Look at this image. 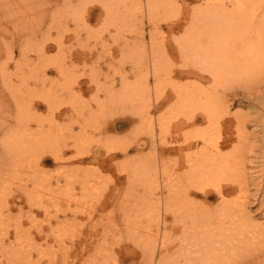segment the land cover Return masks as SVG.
Wrapping results in <instances>:
<instances>
[{
  "label": "bare ground",
  "instance_id": "6f19581e",
  "mask_svg": "<svg viewBox=\"0 0 264 264\" xmlns=\"http://www.w3.org/2000/svg\"><path fill=\"white\" fill-rule=\"evenodd\" d=\"M0 6L22 17L26 16L23 8L32 9L30 35L34 41L40 36L43 53H48L43 25L58 30L66 28L70 18L78 24L84 17L102 20L125 12L133 20L137 19L134 10H142L141 6L148 18L160 8L171 14L143 37L139 61L131 65L140 68V75L133 83L125 74L120 76L118 89L138 99L133 115L111 120L106 115L96 117L93 136L85 134L86 117L74 106L48 105L45 113H38L36 105L29 110L44 114L46 124L45 120L35 127L0 129L1 158L9 156L17 165L20 159L12 151L20 155L32 151L41 167L0 171V198L5 202L3 207L0 202V248L11 249L17 243L10 237L22 241L25 231L22 253L27 264H85L84 258H92L93 264H236L264 253V220L251 216L246 190V161L253 152L248 123L261 122L264 131V0H0ZM3 7L0 16L6 17ZM54 10L60 12L57 18L50 14ZM59 34L78 39L74 30L58 33L57 39ZM26 50L20 52L18 65L28 61ZM62 53L70 59L76 54L72 45ZM239 95L254 102L257 115L231 109V100ZM53 108L58 109L49 120L46 114ZM59 118L66 119L67 125H59ZM124 132L122 137H112L113 147L108 145L111 134ZM69 150L75 153L72 158L67 156ZM133 152L139 156L126 158ZM260 157L264 168V151ZM49 162L68 168H54L50 174V168H43ZM109 162L114 168H109ZM260 183L264 185V179ZM116 194L130 211L118 238L106 234L110 218L105 217L112 211L106 206ZM20 196L25 206L13 211L12 204L23 199ZM49 201L63 202L62 209L55 207L62 215H54L56 221L69 224L68 214L76 215L77 210L87 215L78 237L71 239L66 230L57 244L61 256L50 258L35 249L38 234L30 228V216L42 215ZM146 206L150 213L142 216ZM11 214L17 216L13 223L7 221ZM45 228H37L40 236ZM107 237L112 240L109 245H105ZM139 246L145 249L137 255ZM4 259L0 257V264Z\"/></svg>",
  "mask_w": 264,
  "mask_h": 264
},
{
  "label": "rangeland",
  "instance_id": "374dc122",
  "mask_svg": "<svg viewBox=\"0 0 264 264\" xmlns=\"http://www.w3.org/2000/svg\"><path fill=\"white\" fill-rule=\"evenodd\" d=\"M19 7H23V5ZM141 7L142 10H134V12H137V19L133 20H130L129 17L131 13L125 12L119 15L117 13L110 14L102 20L93 17L86 19L84 17L83 19L81 18V21L77 22L78 24H74L72 18H70L67 23H64L66 28L58 27V30L54 27L50 28L49 25H43V32L46 33L45 40L47 41L46 50H48V53H43V46L38 44L40 42V36L38 37V41H34L31 38L32 9L30 7L23 8L26 16L22 17L16 12L8 14L6 6L3 7L1 10L7 13V16H0V69L3 70V75L0 73V129L3 126L11 130L23 127H35L38 123L45 121L44 114H32L29 110V108L36 105L40 106L38 113L40 111H44L45 113L48 105L55 107L74 106L81 110L86 117L87 131L85 134H92L93 136L96 131L93 129L92 124L96 117L101 116V119H103L106 115L111 120L112 117L117 119L116 117L133 115V111L138 108L139 102L138 99H134L133 96L125 93L124 89H118L121 88L120 76L125 74L128 82L133 83L134 78L140 75V68L137 65L133 67L131 65L139 61L143 37L148 36L149 28L151 26L153 27L156 22L164 21L171 16L165 8H160V10H156L157 13H155L153 18H148L146 15L147 11L144 10L145 8L143 6ZM177 9L179 8H175V10ZM59 13L57 10H54L50 14H55V18H57ZM65 14V11H62L61 19H63ZM4 24H6L7 30L4 29ZM72 30L78 34V39L62 37L60 34L59 38H56L58 33H64L66 35ZM3 38L6 40L4 43H1ZM70 45H72L76 52L73 59L69 57L64 58L62 53ZM24 48L27 49L25 56L28 58V61L25 64L18 65L17 63L21 62L20 52ZM80 54H87L89 57L82 58L79 57ZM43 64L46 65L47 70L42 67ZM57 72L62 73L63 77L60 78ZM79 82L81 83V88H79ZM68 88H72L74 91L73 94L69 93ZM236 97L231 100L233 102L231 105L233 111L245 113L250 117L257 115V106L253 101H249L248 98L243 99L240 95L238 96L239 98ZM20 108H24L25 113H17L16 109ZM57 109L53 108L49 114H46L49 120L54 118ZM2 110L3 112H1ZM4 112H7V114ZM16 116L22 117L23 120L16 121ZM35 116L38 118H35ZM46 123L47 120L45 121ZM58 123L63 127L65 124L67 125V120L59 118ZM41 124L44 125L43 123ZM259 124L261 122H255V126L250 122L248 123L249 136L251 138L249 140L254 144L251 143V146H253L251 151L253 152L248 154L246 161L247 176L249 175L248 189L250 190L246 189L250 197L249 211L256 221L264 220V208H261V202L264 199V185L260 183L264 179V168H261L260 165L263 159V157H260L261 152L264 151V131ZM128 127L131 128L132 124L128 125ZM75 132H81L79 127H76ZM125 133L111 134L112 136L108 145L113 147L114 141L112 137L119 138ZM3 139V134L0 132V145ZM91 143L94 145V141ZM118 144L117 142L116 145ZM10 154L20 160L17 165H14L9 161V156L0 157L1 172L2 168H41L36 164V157L38 155L32 151L28 155H20L16 151H12ZM72 154L75 155L73 151H67L69 158H72ZM138 156L135 152L133 155H127L126 158L131 159ZM5 160L10 163L8 166L3 162ZM95 163L97 166L101 165L100 160ZM95 163H91L90 166ZM109 163V168H114L112 163ZM132 164L125 168H131ZM104 167L101 166V168ZM43 168H50V174H54V168L68 167H55L49 162L44 163ZM16 176H20V174H15L13 177ZM2 177H4L3 173ZM13 177L7 178L12 180ZM79 191V188L76 189V193ZM20 197L23 198V196ZM49 200L55 201L54 199ZM0 202L3 207L5 204L4 199L0 198ZM18 203L20 205L16 203L12 204L15 208L13 211L25 206L24 198L20 199ZM46 205L47 210L45 212L42 210V215L30 216V228L38 234L37 244L34 247L44 257L61 256V246L57 245L58 243L61 244L60 235L63 237L64 232L68 230L71 239L77 238L87 215L82 210H77L79 213L76 215L73 213L68 214V224L64 221H56L53 218L56 214L62 218L61 211L55 207L62 209L64 206L63 202L60 201L58 205H53L49 201ZM127 205V202L122 203V197H118V194L112 197L109 204H107L106 209L110 206L112 208L110 214L105 216L107 219L110 218L106 232L107 235H113L116 238L120 236L121 230L119 227L129 217L130 211ZM259 206L263 211L259 210ZM72 207L74 208L73 205ZM147 213H150V211H148V207L146 206V211H142V216ZM33 218H36L37 221L34 222ZM16 219L17 216L14 214L7 217L9 223H13ZM40 226L46 227L41 236L37 231V228H40ZM21 233L22 241H16L14 237H10V239L17 243L11 249L0 248V257L2 259L6 257L13 258L9 262H6L4 259L3 264H27V258L22 253L26 248L24 242L27 240V234L25 231ZM107 240L109 242L106 241L105 245H109L112 242L109 237H107ZM50 244H53V248ZM144 249L143 246H139L135 249V253L138 255ZM32 250L33 245L30 247V253ZM105 251L109 253V250L104 249L103 252ZM99 253H102V250ZM99 253L98 255H100ZM32 254L36 255V253ZM254 255L236 264H264V253ZM84 261L85 264H93L92 258H84Z\"/></svg>",
  "mask_w": 264,
  "mask_h": 264
}]
</instances>
